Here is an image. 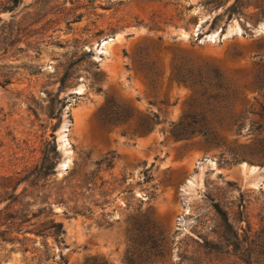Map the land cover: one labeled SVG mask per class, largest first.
Returning a JSON list of instances; mask_svg holds the SVG:
<instances>
[{
  "label": "rangeland",
  "instance_id": "obj_1",
  "mask_svg": "<svg viewBox=\"0 0 264 264\" xmlns=\"http://www.w3.org/2000/svg\"><path fill=\"white\" fill-rule=\"evenodd\" d=\"M0 264H264V0H0Z\"/></svg>",
  "mask_w": 264,
  "mask_h": 264
},
{
  "label": "trees",
  "instance_id": "obj_2",
  "mask_svg": "<svg viewBox=\"0 0 264 264\" xmlns=\"http://www.w3.org/2000/svg\"><path fill=\"white\" fill-rule=\"evenodd\" d=\"M140 69H142V71H144L143 67ZM177 79H179V77H176ZM151 123L148 117L142 119L140 122L137 123L135 130L139 133H146L149 132L151 129ZM193 128H191L190 123L185 121L184 119H181L180 121H178L177 124L174 125L173 127V131L172 134L177 137V138H187L189 136H191L194 132ZM147 172V171H145ZM145 181L149 182L151 181V175L147 174L145 177ZM151 188H155V186H151ZM57 226L62 227L60 224H57Z\"/></svg>",
  "mask_w": 264,
  "mask_h": 264
}]
</instances>
